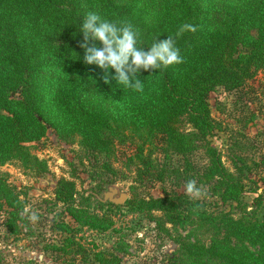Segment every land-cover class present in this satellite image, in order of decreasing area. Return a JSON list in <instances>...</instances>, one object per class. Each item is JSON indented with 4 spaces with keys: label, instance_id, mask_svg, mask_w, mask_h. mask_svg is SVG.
<instances>
[{
    "label": "trees",
    "instance_id": "16d2710c",
    "mask_svg": "<svg viewBox=\"0 0 264 264\" xmlns=\"http://www.w3.org/2000/svg\"><path fill=\"white\" fill-rule=\"evenodd\" d=\"M89 11L112 22H131L141 34L138 46L145 50L156 39L175 37L184 24L196 31L176 39L183 63L141 70L145 90L139 93L114 80L105 84L102 70L84 63L79 30ZM258 72H264V0H0V167L15 162L45 172V162L31 153L29 143L40 141L47 127L59 139L77 140L108 158L115 141L125 142L130 132L136 151L129 161L137 162V177L163 187L161 196H133L125 205L173 239L177 248L167 264H264V191L250 206L244 203L240 167L234 162L238 174L230 172L207 140L217 126L208 103L211 91L241 87ZM199 149L208 163L198 180H214L211 196L232 208L212 207L166 188L167 177L181 182L188 174L189 156ZM155 152L161 163L152 158ZM75 193L73 181H57L55 198L74 222L109 229L106 212L90 209H110L113 203L83 194L76 201ZM22 194L0 172V211L12 234L25 222ZM57 218L58 243L50 248L57 260L120 264L113 251L84 247L77 240L78 227Z\"/></svg>",
    "mask_w": 264,
    "mask_h": 264
},
{
    "label": "rangeland",
    "instance_id": "374dc122",
    "mask_svg": "<svg viewBox=\"0 0 264 264\" xmlns=\"http://www.w3.org/2000/svg\"><path fill=\"white\" fill-rule=\"evenodd\" d=\"M208 103L211 117L217 126L207 140L217 150L221 163L230 172L238 174L234 162L240 167L244 184L241 200L250 206L254 197L264 191V72H258L243 86L233 90L216 87L211 91ZM125 135L128 139L125 142L115 141L113 155L108 158L103 154L94 155L77 140L66 142L59 139L47 127L40 141L29 143L31 153L45 162V172L27 170L15 162L0 167V172L6 173L8 182L24 193L22 197L29 213L35 212L39 217L32 222L28 215L23 214L25 222L21 224L19 233L12 234L6 228L5 213L0 211V264H66L62 259L57 260L50 250L59 238L53 228L56 214L62 215L57 219L62 218L78 227L77 240L84 247L95 251H113L119 256L120 264H167L168 256L177 248L173 239L160 230L153 220L129 211L125 205V201L133 196H161L163 187L160 182L146 176L137 177V162L129 161L136 151V139L130 132ZM151 156L158 159L159 163L163 161L162 156L156 152ZM103 163L111 169L107 170ZM189 163L190 171L183 174L182 181L175 180L174 176L167 177L166 188L185 192L186 182L194 180L204 194L199 198L190 197L209 202L212 207L224 210L232 208L228 203L224 204L217 197L211 196L208 189L214 180L206 182L204 177L198 180V175L202 174L204 165L208 163L203 150L194 151L189 156ZM60 178L74 182L76 201H79L81 194L92 195L104 203L109 202L110 194L115 199L121 195L126 196L123 203H113L110 209L104 206L102 209H90L98 214L106 212L109 229L101 231L81 221H73L64 211V205L55 198L56 183ZM177 182L181 184L177 186ZM100 184L101 189L98 188ZM166 227L174 234L170 224H166ZM178 232L181 235L186 233L181 228ZM79 259L75 264H86Z\"/></svg>",
    "mask_w": 264,
    "mask_h": 264
},
{
    "label": "clouds",
    "instance_id": "9594fccd",
    "mask_svg": "<svg viewBox=\"0 0 264 264\" xmlns=\"http://www.w3.org/2000/svg\"><path fill=\"white\" fill-rule=\"evenodd\" d=\"M195 31L194 25L184 24L175 37L169 35L164 40L156 39L145 50L138 46L141 34L131 22H112L97 12L89 11L80 25L79 32L83 34V40L79 47L83 50L84 63L102 70L105 84L110 85L114 80L124 88L143 93L145 82L139 78L141 70L158 71L183 63L176 39L184 32ZM185 193L194 198L204 194L194 180L185 184ZM23 214L28 215L32 222L39 219L35 212L29 213L28 207L23 209Z\"/></svg>",
    "mask_w": 264,
    "mask_h": 264
},
{
    "label": "flooded vegetation",
    "instance_id": "af4514ba",
    "mask_svg": "<svg viewBox=\"0 0 264 264\" xmlns=\"http://www.w3.org/2000/svg\"><path fill=\"white\" fill-rule=\"evenodd\" d=\"M120 198H118V199H115L114 197H113V194H110L109 196H108V200L110 201V202H112V203H114V204H121V203H123V201L125 200H123L122 202H117V200H119Z\"/></svg>",
    "mask_w": 264,
    "mask_h": 264
},
{
    "label": "water",
    "instance_id": "95a60500",
    "mask_svg": "<svg viewBox=\"0 0 264 264\" xmlns=\"http://www.w3.org/2000/svg\"><path fill=\"white\" fill-rule=\"evenodd\" d=\"M125 197H126L125 195H121V196L119 197L120 199L117 200V202H122V201L125 199Z\"/></svg>",
    "mask_w": 264,
    "mask_h": 264
}]
</instances>
